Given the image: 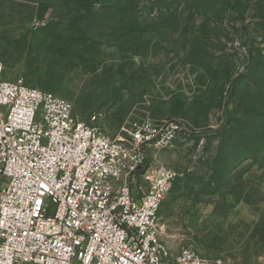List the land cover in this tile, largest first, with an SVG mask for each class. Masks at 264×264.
Segmentation results:
<instances>
[{"label":"rangeland","instance_id":"obj_1","mask_svg":"<svg viewBox=\"0 0 264 264\" xmlns=\"http://www.w3.org/2000/svg\"><path fill=\"white\" fill-rule=\"evenodd\" d=\"M83 3L0 0L4 78L68 99L113 138L169 126L148 165L178 174L159 214L172 256L264 264V0Z\"/></svg>","mask_w":264,"mask_h":264},{"label":"built area","instance_id":"obj_2","mask_svg":"<svg viewBox=\"0 0 264 264\" xmlns=\"http://www.w3.org/2000/svg\"><path fill=\"white\" fill-rule=\"evenodd\" d=\"M4 74L0 60V264H202L159 232L178 174L151 172L148 152L172 141L169 126L147 118L113 138Z\"/></svg>","mask_w":264,"mask_h":264},{"label":"trees","instance_id":"obj_3","mask_svg":"<svg viewBox=\"0 0 264 264\" xmlns=\"http://www.w3.org/2000/svg\"><path fill=\"white\" fill-rule=\"evenodd\" d=\"M100 1L102 0H84L82 14L86 15L96 12L95 7Z\"/></svg>","mask_w":264,"mask_h":264}]
</instances>
